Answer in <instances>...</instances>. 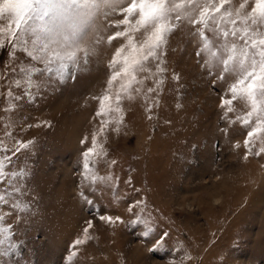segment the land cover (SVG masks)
Here are the masks:
<instances>
[{"label": "snow or ice", "instance_id": "6c2138e0", "mask_svg": "<svg viewBox=\"0 0 264 264\" xmlns=\"http://www.w3.org/2000/svg\"><path fill=\"white\" fill-rule=\"evenodd\" d=\"M104 53L109 58L101 69ZM101 72V93L88 97L98 102L94 119H100L91 138L80 140L72 196L87 215L61 264H82L100 225L136 230L147 251L159 254L157 264H204L186 236L152 237L156 209L132 168L124 176L117 172L108 128L119 135L124 105L135 101L153 131L161 123L172 127L175 121L161 110L172 100L186 113L185 100L199 98L207 80L218 98L217 131L228 140L244 137L245 160L264 157V0H0V264H40L36 257L47 248L32 235H47L46 209L28 188L33 173L26 156L36 138L26 134L54 125L26 116L21 105ZM16 219L27 220L23 230L13 225ZM215 256L227 264L223 251Z\"/></svg>", "mask_w": 264, "mask_h": 264}, {"label": "rangeland", "instance_id": "374dc122", "mask_svg": "<svg viewBox=\"0 0 264 264\" xmlns=\"http://www.w3.org/2000/svg\"><path fill=\"white\" fill-rule=\"evenodd\" d=\"M109 56H101V69ZM179 58V57H177ZM95 67V62L94 65ZM179 70V69H178ZM204 81L195 96L185 100L186 113L178 112L169 100L161 116L171 117L172 127L147 119L139 101L125 103L126 115L117 135L108 128L112 155L119 162L117 172L128 169L134 180H142L149 202L156 209L154 238L177 236L199 253L204 264H217L215 254L223 251L227 264H264V157L244 159L243 136L228 140L217 131V96ZM104 87V76L84 77L75 84L59 87L55 95L21 109L26 116L50 120L54 127L26 134L36 138L26 159L33 175L29 191L43 197L46 222L39 244L47 248L36 257L40 264H61V257L87 211L72 198L75 192L80 140L99 122L94 119L98 102L88 99ZM203 108L202 112L198 109ZM195 113V115L193 114ZM2 136V133H0ZM103 139V137H101ZM241 147L237 149L235 144ZM206 143V146H205ZM217 143L219 147H217ZM195 147L196 152L191 149ZM181 154H183L181 156ZM0 188V191H4ZM7 223V220H6ZM21 230L27 225L12 221ZM39 224V221L36 222ZM98 239L83 252L82 264H157L159 254L147 251V242L137 231L115 230L103 225L93 229ZM215 243V247H214Z\"/></svg>", "mask_w": 264, "mask_h": 264}]
</instances>
